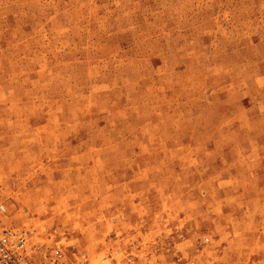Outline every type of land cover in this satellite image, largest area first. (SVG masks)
<instances>
[{
    "label": "rangeland",
    "instance_id": "obj_1",
    "mask_svg": "<svg viewBox=\"0 0 264 264\" xmlns=\"http://www.w3.org/2000/svg\"><path fill=\"white\" fill-rule=\"evenodd\" d=\"M0 206L88 264H264V0H0Z\"/></svg>",
    "mask_w": 264,
    "mask_h": 264
},
{
    "label": "built area",
    "instance_id": "obj_2",
    "mask_svg": "<svg viewBox=\"0 0 264 264\" xmlns=\"http://www.w3.org/2000/svg\"><path fill=\"white\" fill-rule=\"evenodd\" d=\"M4 209L0 206V212ZM26 232L0 231V264H88L85 254L68 246H26ZM99 264H103L102 258Z\"/></svg>",
    "mask_w": 264,
    "mask_h": 264
}]
</instances>
